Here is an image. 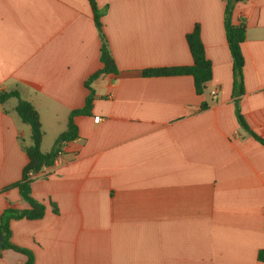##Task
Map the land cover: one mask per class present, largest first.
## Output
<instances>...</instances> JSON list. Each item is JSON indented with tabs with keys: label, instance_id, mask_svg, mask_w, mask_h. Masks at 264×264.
<instances>
[{
	"label": "crops",
	"instance_id": "obj_1",
	"mask_svg": "<svg viewBox=\"0 0 264 264\" xmlns=\"http://www.w3.org/2000/svg\"><path fill=\"white\" fill-rule=\"evenodd\" d=\"M95 1L118 73L91 83V112L74 118L79 137L31 185L45 216L13 220L11 242L34 264H264V146L237 115L264 139V0L233 6L232 22L246 26L240 96L230 0ZM196 25L213 68L203 94L189 75L143 76L192 65L186 36ZM100 55L89 0H0V93L17 90L38 111L43 152L85 106ZM16 105L0 104V215L29 208L6 189L21 180L32 143ZM25 262L1 252L0 264Z\"/></svg>",
	"mask_w": 264,
	"mask_h": 264
},
{
	"label": "trees",
	"instance_id": "obj_2",
	"mask_svg": "<svg viewBox=\"0 0 264 264\" xmlns=\"http://www.w3.org/2000/svg\"><path fill=\"white\" fill-rule=\"evenodd\" d=\"M243 0H230L226 5L225 11V31L229 50L233 60V69L235 74L237 96L243 94V69L245 59L242 51V44L246 38V26L242 22L236 25L232 22V11L235 2ZM94 13L95 24L101 38V55L100 61L102 67L92 74L85 82V86L89 90V95L86 104L83 108L73 110L70 113L66 130L57 138L54 148L50 152L42 151V142L44 139V131L38 111L33 105L23 99L17 90L5 91L0 93V104H3L10 98L17 100L15 111L21 121L27 124L31 129V145L25 149L28 156V163L23 169L22 178L8 186L9 188H18L21 197L28 203L29 208L19 210L13 207L5 209L0 215V237H4V244L0 246V256L4 249H12L26 256L24 264H34V253L23 247H19L11 242L12 230L11 222L13 220H40L47 211L45 203L36 200L32 196L31 185L36 178V175L46 168L54 166L62 148L69 142L76 140L79 137V129L74 122V118L79 115H89L94 101V90L91 83L103 74H117L118 67L115 59L109 48L107 38L104 33L102 23V11L98 8L95 0H89ZM189 50L193 58V64L189 66L165 67L156 69H147L143 71L144 77H162V76H182L189 75L194 79L195 90L197 94H203L207 89V84L212 79L213 68L210 60L207 58L205 47L201 38L200 26L196 25L191 33L186 36ZM207 104L203 103L201 109H206ZM238 119L241 126L259 143L264 146V139L253 132L243 117L240 111H237ZM53 212L58 213L55 204L51 203Z\"/></svg>",
	"mask_w": 264,
	"mask_h": 264
},
{
	"label": "built area",
	"instance_id": "obj_3",
	"mask_svg": "<svg viewBox=\"0 0 264 264\" xmlns=\"http://www.w3.org/2000/svg\"><path fill=\"white\" fill-rule=\"evenodd\" d=\"M217 93H218L217 90H212V91H211V94H212V95H216ZM95 121H96V122H100V121H101V118H100V117H96V118H95ZM61 156H62V152H60V154H59L57 160H58L59 158H61ZM57 160H56V162H57ZM56 162H55V163H56Z\"/></svg>",
	"mask_w": 264,
	"mask_h": 264
},
{
	"label": "water",
	"instance_id": "obj_4",
	"mask_svg": "<svg viewBox=\"0 0 264 264\" xmlns=\"http://www.w3.org/2000/svg\"><path fill=\"white\" fill-rule=\"evenodd\" d=\"M3 244H4V237L1 236V237H0V246H3Z\"/></svg>",
	"mask_w": 264,
	"mask_h": 264
}]
</instances>
